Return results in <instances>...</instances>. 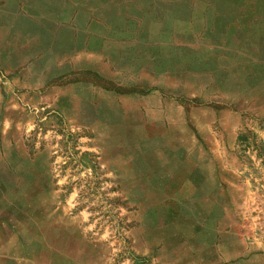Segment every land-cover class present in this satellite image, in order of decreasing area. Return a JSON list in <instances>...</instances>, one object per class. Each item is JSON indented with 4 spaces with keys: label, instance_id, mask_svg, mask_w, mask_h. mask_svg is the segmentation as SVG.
Wrapping results in <instances>:
<instances>
[{
    "label": "rangeland",
    "instance_id": "rangeland-1",
    "mask_svg": "<svg viewBox=\"0 0 264 264\" xmlns=\"http://www.w3.org/2000/svg\"><path fill=\"white\" fill-rule=\"evenodd\" d=\"M211 154L264 244V0H0V264H209Z\"/></svg>",
    "mask_w": 264,
    "mask_h": 264
},
{
    "label": "crops",
    "instance_id": "crops-1",
    "mask_svg": "<svg viewBox=\"0 0 264 264\" xmlns=\"http://www.w3.org/2000/svg\"><path fill=\"white\" fill-rule=\"evenodd\" d=\"M128 37V42L132 43L133 47L145 43L144 39L140 38L141 36L138 37L133 34ZM172 107L171 105H162L150 111L152 113L183 112L180 107L169 109ZM167 119L171 120L172 125H182L181 116L170 115ZM216 160L217 157L211 154V174H208L211 175V219L188 220L197 226L196 232H198L192 238L193 254L194 256L198 255V257H209V264H264L262 238L257 236L256 228L254 229L255 220L246 217L249 206L252 204H250L249 197L241 202L242 206L238 215L234 216L231 213L234 211V192L236 188L244 187V184L236 185L235 177L229 171H227L228 173L223 172L221 175L216 169L217 165L214 164ZM32 261L29 258L26 264H31Z\"/></svg>",
    "mask_w": 264,
    "mask_h": 264
}]
</instances>
